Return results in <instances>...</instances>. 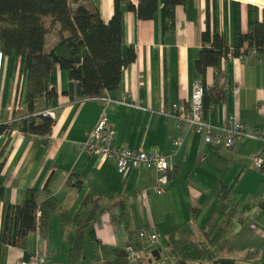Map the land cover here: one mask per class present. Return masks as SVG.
Returning a JSON list of instances; mask_svg holds the SVG:
<instances>
[{
	"label": "crops",
	"instance_id": "crops-1",
	"mask_svg": "<svg viewBox=\"0 0 264 264\" xmlns=\"http://www.w3.org/2000/svg\"><path fill=\"white\" fill-rule=\"evenodd\" d=\"M90 1L103 20L111 17L113 0ZM248 1L178 4L171 28L166 27L161 2L152 18H138L122 5V50L133 47L135 58L123 68L119 87L104 96L71 98L64 93L70 81L66 70L58 64L52 67L49 86L55 87L57 95L45 107L55 112L52 130L47 135L25 134L17 128L0 132V173L4 174L5 201L20 203L28 187L40 189L43 199L46 186L57 208L49 214L44 235L39 230L30 233L26 248L5 246L0 264L27 262L38 243L47 249L48 264H102L117 250L124 251L130 240L139 246L141 239L130 234L140 227L158 231L165 247L168 231L180 225L189 230L191 222L202 223L218 202L224 207L219 213L214 210L216 218H223L225 209L238 207L226 234L228 239L236 238L234 246L249 251L264 247V180L253 164L254 156L264 157V138L244 135L230 147L212 146L189 125H175L169 114L174 103H186L193 83L200 80L209 122L225 124L234 115L249 134L264 130V49L239 56L228 53L219 68L208 65L204 72L196 65L207 19L232 49L247 28L246 4L252 3ZM131 2L137 5L138 0ZM256 3L264 8V0ZM57 41L55 32L47 33L44 50ZM122 96L134 105L115 100ZM43 101L45 96L39 99L40 104ZM24 105L23 101L21 108ZM1 106L0 123H5L12 114L10 106L5 113ZM103 111L116 130L115 145L170 153L173 139L180 138L172 155L173 170L163 175L140 167L124 174L112 158L98 163L81 143ZM154 185L162 192L152 189ZM148 186L145 195L142 191ZM2 212L0 200V226ZM77 230L83 236V248L82 257L74 261L69 235ZM140 263L147 260L134 264Z\"/></svg>",
	"mask_w": 264,
	"mask_h": 264
},
{
	"label": "trees",
	"instance_id": "trees-1",
	"mask_svg": "<svg viewBox=\"0 0 264 264\" xmlns=\"http://www.w3.org/2000/svg\"><path fill=\"white\" fill-rule=\"evenodd\" d=\"M114 10L108 20H103L98 8L90 0H0V48L4 57L13 56L20 76L17 88L23 91L25 111H12L9 121L0 123V132L17 128L23 133L47 135L54 119L37 113L56 97L55 87H50V71L55 64L66 70L69 87L64 93L71 98L104 96L106 91L118 88L123 68L135 58V50H122L121 6L135 11L138 18H152L162 3L166 27L174 25V10L178 4L186 7L191 0H113ZM247 3V28L239 33V44L230 49L224 35L212 29L208 19L201 32V49L196 60L197 68L204 72L208 65L219 68L221 59L242 55L252 48L264 49V8L256 0ZM256 3V4H254ZM49 32L58 35V41L44 50L45 36ZM245 44V45H244ZM45 96L40 104L39 99ZM15 110V109H14ZM3 162L0 161V171ZM264 180V157L257 167ZM80 187V182L75 181ZM47 196L39 198L40 189L28 187L22 193L20 203L4 200V174L0 173V200L3 212L0 226V258L7 245L26 248L27 238L33 231L44 235L49 214L57 208L53 193L44 186ZM238 207L224 210L215 236L218 242L232 228V220ZM241 216V215H240ZM239 216L240 220H243ZM133 237V232L130 234ZM72 260L82 257L83 236L78 230L69 235ZM134 241V240H132ZM167 244L162 251L180 264H211L216 258L212 249L193 239L184 225L166 234ZM255 264H264V247L248 251ZM102 264H130L125 251L117 250L115 256Z\"/></svg>",
	"mask_w": 264,
	"mask_h": 264
},
{
	"label": "built area",
	"instance_id": "built-area-1",
	"mask_svg": "<svg viewBox=\"0 0 264 264\" xmlns=\"http://www.w3.org/2000/svg\"><path fill=\"white\" fill-rule=\"evenodd\" d=\"M251 52H256V49L252 48ZM4 59V54L0 48V75ZM204 89L203 82L197 80L192 85L190 97L186 103H174L172 105L169 114L175 125H189L193 131L202 135L207 144L212 146L230 147L244 135L264 138V130L259 131V133L249 134L244 124L234 115L229 116L225 124L209 122L204 115ZM107 100H112V98H107ZM115 100L120 103L134 105L132 102L127 101L124 96ZM14 103L15 109L21 108L23 104L22 91L16 95ZM135 105L137 107L141 106L139 102L135 103ZM37 113L49 116L52 119L55 118L53 108H44ZM115 137L116 130L108 124L107 113L103 111L93 127L88 131L86 139L81 143V147L89 153L94 154L97 157L98 163L112 158L120 173L126 174L131 169L140 167L154 168L158 174L163 175L173 170L174 162L172 155L175 147L181 142L180 138L173 139L172 144L174 147L170 153H163L156 148H124L114 144ZM261 162L262 158L260 156L253 157L254 166L258 167ZM149 188L150 186L145 187L142 191L143 194H148ZM151 188L158 193L163 190V188L157 185ZM133 238L141 239L142 243L139 246L132 240L126 243L124 251L126 259L130 264L138 263L141 259L147 260V264H180L170 256L163 255L162 250L164 249V245L161 234L155 229L140 227L133 233ZM154 248H158L159 250L160 256L158 259L151 253ZM23 264H48L46 247L38 243L30 259L27 262H23ZM211 264L221 263L213 262Z\"/></svg>",
	"mask_w": 264,
	"mask_h": 264
},
{
	"label": "rangeland",
	"instance_id": "rangeland-1",
	"mask_svg": "<svg viewBox=\"0 0 264 264\" xmlns=\"http://www.w3.org/2000/svg\"><path fill=\"white\" fill-rule=\"evenodd\" d=\"M260 5V4H259ZM20 81V76L15 67V58L13 56H7L3 62V69L0 75V105L4 107V113L7 106H10L11 114L12 111L18 112L25 111V105L22 108L15 109V99L22 90L17 88V84ZM15 109V110H14ZM7 110V109H6ZM8 111V110H7ZM3 113V112H2ZM3 113V114H4ZM218 208L216 205L212 207L208 212L209 218H204L202 223H193L189 225V230L194 240L205 243L209 249H212L216 258L213 260H231L233 264H255L256 259L248 257L247 253L249 249H240V247L234 246L235 239L229 238L225 235L218 242L211 240L218 229L221 217L215 216V209L218 213L224 207V203L218 202ZM212 213V214H211ZM163 255L165 254L162 251ZM89 264V263H86ZM143 264V263H140ZM195 264V263H193Z\"/></svg>",
	"mask_w": 264,
	"mask_h": 264
},
{
	"label": "water",
	"instance_id": "water-1",
	"mask_svg": "<svg viewBox=\"0 0 264 264\" xmlns=\"http://www.w3.org/2000/svg\"><path fill=\"white\" fill-rule=\"evenodd\" d=\"M151 253L153 255H155V258H157V259L160 256L158 248L152 249ZM214 262H220L221 264H233V262L231 260H226V259H224V260H215Z\"/></svg>",
	"mask_w": 264,
	"mask_h": 264
}]
</instances>
